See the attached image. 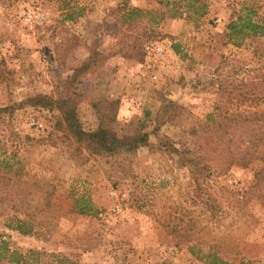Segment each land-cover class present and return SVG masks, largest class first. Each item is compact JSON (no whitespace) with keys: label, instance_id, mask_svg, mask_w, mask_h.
Wrapping results in <instances>:
<instances>
[{"label":"rangeland","instance_id":"374dc122","mask_svg":"<svg viewBox=\"0 0 264 264\" xmlns=\"http://www.w3.org/2000/svg\"><path fill=\"white\" fill-rule=\"evenodd\" d=\"M206 1L198 20L181 14L180 0L175 16L151 24L157 16L146 12L167 11L155 0H0V108L54 95L57 81L92 57L74 89L86 130L95 127L94 101H119L121 133L170 100L186 118L158 135L192 148L202 143L207 114L263 112L264 103H240L228 91L264 82V37L236 47L227 25L244 3L264 20V0ZM133 9L142 13L125 16ZM59 118L26 106L0 117V235L23 264H203L209 252L231 264H264V180L255 179L263 162L224 171L214 156L199 174L154 147L81 160L54 132ZM253 151L264 157V134ZM80 196L92 215L74 209Z\"/></svg>","mask_w":264,"mask_h":264},{"label":"trees","instance_id":"16d2710c","mask_svg":"<svg viewBox=\"0 0 264 264\" xmlns=\"http://www.w3.org/2000/svg\"><path fill=\"white\" fill-rule=\"evenodd\" d=\"M158 4L167 8V11H148L147 14H154L157 18L151 20V24H157L163 20L169 12H178L180 0H155ZM184 2L183 9L192 20L204 17L208 10L206 0H181ZM253 0L252 3H257ZM257 5V4H256ZM254 5H241V9L235 19L227 25L232 44L239 47L241 40L247 37H264V20L259 19ZM183 12V11H181ZM141 11H126L125 16L131 17L141 14ZM179 13V15H181ZM176 52V48H172ZM93 58L89 57L73 74L65 79L57 81L54 88V95H36L28 98L20 104H11L5 108H0V117L12 115L18 108L39 107L48 110H56L60 114L59 120L54 126V132L60 134L59 140L71 147V153L75 158H84V154L113 158L120 155H134L142 148L154 147L158 151L178 158L182 166H193L199 174L209 171V164L214 156L222 160L220 169L226 171L231 166L237 165L246 168L251 164L261 161L264 157L257 155L253 151V145L259 135L264 134V111L252 114H232L229 116H219L216 113H209L205 118L204 137L202 143L189 147L182 143L179 147L169 137L158 135L161 127L165 125H180L185 117V110L176 102L165 100L155 116L151 118V113L146 112L143 120L136 127H128L121 133L114 129V124L118 119L119 101L104 100L94 101L91 107L95 117V127L86 130L77 116V106L81 97L75 92V85L81 77L87 73L91 67ZM2 71L0 70V81ZM228 96L239 98L242 103L251 99L264 103V82L248 81L240 82L234 89L228 91ZM237 100V99H236ZM235 100V101H236ZM153 122L152 129L147 127ZM151 125V124H150ZM230 128V130H228ZM157 139L152 145L150 137ZM233 138H236L233 142ZM224 145V147H220ZM223 148V149H220ZM85 161V160H84ZM257 182L264 180V165L256 172ZM79 215L89 216L95 210L88 198L80 196L75 200V208ZM19 223L15 229L19 234L26 235ZM190 253L195 252L190 248ZM203 264H231L219 258L215 253L209 252L200 258ZM25 256L16 250H12L8 243L0 235V261L8 264H23Z\"/></svg>","mask_w":264,"mask_h":264},{"label":"built area","instance_id":"2783aa9c","mask_svg":"<svg viewBox=\"0 0 264 264\" xmlns=\"http://www.w3.org/2000/svg\"><path fill=\"white\" fill-rule=\"evenodd\" d=\"M156 51H157V52H160V51H161V48H157ZM30 125L33 126V125H34V122H31Z\"/></svg>","mask_w":264,"mask_h":264}]
</instances>
